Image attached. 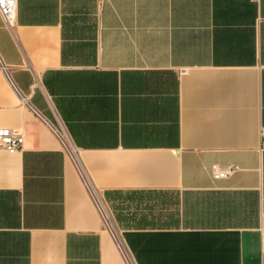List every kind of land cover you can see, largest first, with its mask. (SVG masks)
Instances as JSON below:
<instances>
[{
    "label": "crops",
    "instance_id": "0c3cea01",
    "mask_svg": "<svg viewBox=\"0 0 264 264\" xmlns=\"http://www.w3.org/2000/svg\"><path fill=\"white\" fill-rule=\"evenodd\" d=\"M263 126L264 0H16L0 264H264Z\"/></svg>",
    "mask_w": 264,
    "mask_h": 264
},
{
    "label": "built area",
    "instance_id": "2783aa9c",
    "mask_svg": "<svg viewBox=\"0 0 264 264\" xmlns=\"http://www.w3.org/2000/svg\"><path fill=\"white\" fill-rule=\"evenodd\" d=\"M15 7H16V0H0V19L8 27L12 25V21L15 15ZM55 137L57 138L61 148L63 149L68 159L70 160L78 178L81 181V184L86 194L88 195L95 209L97 210L101 222L103 223L106 229H109L107 217L103 212V210L101 209L100 204L96 199L93 190L91 189L89 183L87 182V179L85 178L81 170L80 164L75 157V151L71 148L68 142L64 140V138L60 134H55ZM259 139H260L261 148L264 149V126L261 127L259 130ZM22 143H23V137L21 134L12 132L9 129L0 128V149L4 150L7 154H12L14 152L19 151L22 147ZM210 170L213 179H224L229 173V171L219 170L215 165L211 166ZM114 241L117 243V246L119 248L121 256L123 257L125 264H133L129 259L128 255L123 250V248L120 247V245L118 244V241L116 239H114ZM260 247L261 250H264V237H261L260 239Z\"/></svg>",
    "mask_w": 264,
    "mask_h": 264
}]
</instances>
